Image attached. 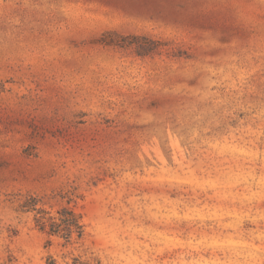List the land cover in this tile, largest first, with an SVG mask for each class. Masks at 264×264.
<instances>
[{
	"label": "rangeland",
	"instance_id": "obj_1",
	"mask_svg": "<svg viewBox=\"0 0 264 264\" xmlns=\"http://www.w3.org/2000/svg\"><path fill=\"white\" fill-rule=\"evenodd\" d=\"M0 264H264V0H0Z\"/></svg>",
	"mask_w": 264,
	"mask_h": 264
},
{
	"label": "trees",
	"instance_id": "obj_2",
	"mask_svg": "<svg viewBox=\"0 0 264 264\" xmlns=\"http://www.w3.org/2000/svg\"><path fill=\"white\" fill-rule=\"evenodd\" d=\"M37 199L32 197L22 205L24 212H36V222L40 231L50 235H58L72 242L74 239L81 240L85 235V224L82 223L81 216L70 208H63L59 211V217H46L48 214L43 209L37 208ZM39 216V217H38Z\"/></svg>",
	"mask_w": 264,
	"mask_h": 264
}]
</instances>
